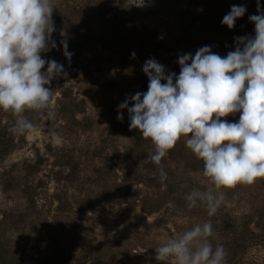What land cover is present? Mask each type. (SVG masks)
I'll list each match as a JSON object with an SVG mask.
<instances>
[{"label":"rangeland","instance_id":"rangeland-1","mask_svg":"<svg viewBox=\"0 0 264 264\" xmlns=\"http://www.w3.org/2000/svg\"><path fill=\"white\" fill-rule=\"evenodd\" d=\"M142 3L53 0L58 48L42 57L68 73L51 84L55 118L29 111L34 130L14 134L15 117L0 110V264H162L156 247L208 221L225 264H264V179L222 190L213 216L204 205L189 208L186 194L213 187L203 162L182 137L162 160V184L154 146L118 108L148 90V59L178 75L180 55L210 46L225 57L236 37L254 36L257 0ZM233 5L247 11L230 29L222 20ZM222 119L238 122L239 113Z\"/></svg>","mask_w":264,"mask_h":264},{"label":"clouds","instance_id":"clouds-1","mask_svg":"<svg viewBox=\"0 0 264 264\" xmlns=\"http://www.w3.org/2000/svg\"><path fill=\"white\" fill-rule=\"evenodd\" d=\"M257 10L259 15L249 17L255 35L236 37L235 50L225 57L210 46L201 47L195 55L182 54L177 61L181 67L178 75L167 72L155 58L148 59L142 69L149 78L148 90L129 95L118 106L128 110L129 129H138L154 146L149 156L159 168L162 184L167 180L162 160L185 138L186 147L203 162V176L213 186L186 194L187 206L204 205L209 216L220 207L222 190L264 179L261 0H257ZM53 11V0H0V110L15 117L10 128L14 134L34 130L26 116L29 111L55 118L51 84L68 73L63 64L42 57V53L58 48L52 38ZM246 11V6L233 5L222 24L234 28ZM60 44L70 62L73 54L68 51L67 39H61ZM132 58H136L135 52ZM125 74L131 73L125 70ZM237 113L238 122L222 119ZM117 119L123 121L122 111ZM213 234L210 221L195 224L156 247L155 259L162 264H225L226 250L222 245L213 247Z\"/></svg>","mask_w":264,"mask_h":264},{"label":"trees","instance_id":"trees-1","mask_svg":"<svg viewBox=\"0 0 264 264\" xmlns=\"http://www.w3.org/2000/svg\"><path fill=\"white\" fill-rule=\"evenodd\" d=\"M226 1V0H225ZM228 2H232V0H228ZM230 6H231V4H230ZM219 17H221V18H218L217 19V22H221V19H222V15H220ZM226 28H228V26L226 25Z\"/></svg>","mask_w":264,"mask_h":264}]
</instances>
